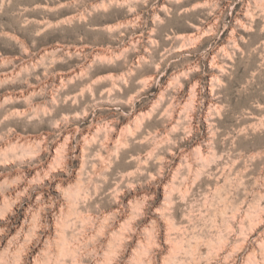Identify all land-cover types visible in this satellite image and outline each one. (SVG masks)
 <instances>
[{
  "label": "clouds",
  "instance_id": "obj_1",
  "mask_svg": "<svg viewBox=\"0 0 264 264\" xmlns=\"http://www.w3.org/2000/svg\"><path fill=\"white\" fill-rule=\"evenodd\" d=\"M0 264H264V0H0Z\"/></svg>",
  "mask_w": 264,
  "mask_h": 264
}]
</instances>
